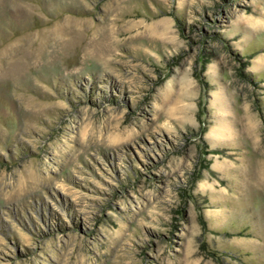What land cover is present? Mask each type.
I'll use <instances>...</instances> for the list:
<instances>
[{
    "label": "rangeland",
    "instance_id": "obj_1",
    "mask_svg": "<svg viewBox=\"0 0 264 264\" xmlns=\"http://www.w3.org/2000/svg\"><path fill=\"white\" fill-rule=\"evenodd\" d=\"M0 264H264V0H0Z\"/></svg>",
    "mask_w": 264,
    "mask_h": 264
}]
</instances>
